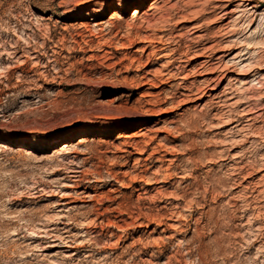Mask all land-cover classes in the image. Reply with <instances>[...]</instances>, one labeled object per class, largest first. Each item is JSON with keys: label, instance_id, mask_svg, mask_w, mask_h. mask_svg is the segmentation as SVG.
Masks as SVG:
<instances>
[{"label": "rangeland", "instance_id": "1", "mask_svg": "<svg viewBox=\"0 0 264 264\" xmlns=\"http://www.w3.org/2000/svg\"><path fill=\"white\" fill-rule=\"evenodd\" d=\"M153 1L0 0V264H264V0Z\"/></svg>", "mask_w": 264, "mask_h": 264}, {"label": "bare ground", "instance_id": "2", "mask_svg": "<svg viewBox=\"0 0 264 264\" xmlns=\"http://www.w3.org/2000/svg\"><path fill=\"white\" fill-rule=\"evenodd\" d=\"M159 0H155L153 1V4L157 3ZM224 2H226V4H224L221 8H223L222 10V15H227L228 13L232 12L235 8H233V10H226L224 8H226V6L234 1V0H223ZM251 0H239L236 2V8L238 10H244V5H249ZM255 6V5H253ZM153 8L150 7L149 9L151 10ZM148 9V10H149ZM144 11H142V9H140L139 7H136L133 9V13H132V16L133 17H139L141 16V14L143 13ZM149 12V11H148ZM236 17V16H235ZM146 20V18H145ZM143 21V20H142ZM148 21V20H147ZM102 23V22H100ZM96 24V23H95ZM99 24V23H97ZM107 24V23H106ZM153 25V24H151ZM130 27V26H129ZM227 32V30H225ZM220 32V31H219ZM229 33V32H228ZM27 40V39H26ZM28 42V44L26 46H28L30 48L31 46V42L30 41H26ZM38 42V41H37ZM168 42V41H167ZM194 42V41H193ZM45 43V42H44ZM43 43V44H44ZM58 43V42H57ZM104 43V42H103ZM100 44V43H99ZM104 45V44H103ZM34 46V45H33ZM210 46V45H209ZM208 46V47H209ZM123 47V46H122ZM208 47H203L201 50H194V51H191V53L189 52H186L184 54H178L179 56L175 57L174 54H175V50L174 51H171L169 53H167V55H169L170 57H175V59H171L168 61V64H166L165 66H170V65H173V63H177V66H174V68L176 69L175 71H173V73H169V71L165 74H169L170 77L172 76H177L178 78L180 79H187L188 77H190L192 74L194 73H197V72H204L207 73V74H214L215 72L219 71L220 72V75L223 77H226V75L228 74L229 72V68H228V65H227V61H225V59H219L222 55L219 54V56H216V59H219L218 61L212 63L211 61L214 59V56L209 52V48ZM99 48V47H98ZM200 48V47H199ZM211 48V47H210ZM188 50V49H187ZM211 50V49H210ZM218 50V49H217ZM26 51V49H25ZM37 52V49L35 50ZM28 51L25 52V55ZM213 52V51H212ZM177 54V53H176ZM165 55V54H164ZM161 56H163L161 54ZM34 57V55H33ZM35 57L39 58L40 56L39 55H36ZM234 58V56H233ZM229 63V62H228ZM218 72V73H219ZM169 77V76H168ZM211 78H213L212 76L211 77H206L205 79H202L201 81H199L198 85L196 82H193V81H189V84H184V92L182 93V95H185L186 97H191V96H194L196 95L197 98H201L203 95L206 94V91H205V88L206 86H202L200 84L203 83V85H208V83L211 81ZM163 80V79H162ZM163 82V81H162ZM182 83V82H181ZM202 86V87H201ZM181 94V93H180ZM182 100V99H181ZM217 102V101H216ZM224 104V103H222ZM241 114V113H240ZM245 115V114H244ZM148 130V127L146 125V121H143V123L140 125V127L138 128V133L137 135L138 136H142L145 134V132ZM136 134V133H135ZM136 135V136H137ZM134 136V135H133ZM84 140L86 139H81V142H83ZM9 142H11V139L8 140ZM126 141V140H125ZM80 142V141H79ZM145 142V141H144ZM126 145H128V147H136V145H138L139 143L138 142H135V141H127L125 142ZM143 144V143H142ZM141 145V143L139 144ZM138 145V146H139ZM161 145V144H160ZM62 147H59L61 149L59 150H66L68 149V147L70 146L69 142H64L62 145ZM142 146V145H141ZM140 146V147H141ZM144 146V145H143ZM40 147V146H39ZM38 147V148H39ZM148 147V146H147ZM145 148V146H144ZM152 148V147H151ZM158 148V147H157ZM40 149V148H39ZM135 149V148H134ZM139 149V147H138ZM143 149V148H142ZM146 149V148H145ZM144 150V149H143ZM141 150V152L143 151ZM152 150V149H151ZM155 150V151H154ZM152 152H151V158L154 156V153L156 152H159L158 149H154ZM160 150V149H159ZM165 150V149H164ZM67 151V150H66ZM128 151V150H126ZM130 151H128L129 153ZM143 154V153H142ZM161 155V154H160ZM213 155V154H212ZM163 156V155H161ZM128 157V156H127ZM150 157V155H149ZM155 157V156H154ZM236 157V156H235ZM158 158V156H157ZM160 158V157H159ZM169 159V158H168ZM160 160V159H158ZM212 160V159H211ZM215 160H217L215 158ZM155 161V160H154ZM238 165V164H237ZM245 166V165H244ZM145 168V167H144ZM240 168V167H239ZM241 169V168H240ZM75 172V171H74ZM78 174L76 175H73L74 177H77ZM184 175V174H183ZM244 175V174H243ZM118 180V179H117ZM217 180V179H216ZM165 181V180H164ZM217 182V181H216ZM234 183V182H233ZM218 184V182H217ZM205 187V186H204ZM231 187V186H230ZM212 189V188H211ZM39 190V189H38ZM203 192V191H202ZM212 194V193H211ZM214 195V194H213ZM177 198V197H176ZM182 198V197H181ZM174 206V205H173ZM190 206V205H189ZM122 207V206H121ZM182 209V208H181ZM150 210V209H149ZM134 211V210H133ZM176 211V210H175ZM123 212V211H122ZM131 212V211H130ZM141 212V211H140ZM179 212V211H178ZM157 213V212H156ZM170 213V212H169ZM173 215L175 212H172ZM171 213V214H172ZM121 214V213H120ZM152 214V213H151ZM159 214V213H158ZM157 214V215H158ZM161 214V213H160ZM149 215V214H148ZM163 215V214H162ZM129 216V215H128ZM137 217V216H136ZM135 217V218H136ZM149 217V216H148ZM177 217V216H176ZM150 219V218H149ZM133 220H137V219H133ZM148 221V220H147ZM160 221V220H159ZM141 223L139 224L140 225H144V222L143 221H140ZM161 222V221H160ZM159 223V222H158ZM160 224V223H159ZM147 225V223L145 224ZM197 226V225H196Z\"/></svg>", "mask_w": 264, "mask_h": 264}]
</instances>
